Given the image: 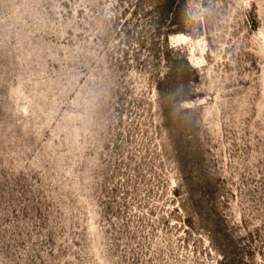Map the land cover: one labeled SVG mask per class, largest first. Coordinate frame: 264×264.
I'll list each match as a JSON object with an SVG mask.
<instances>
[{
	"label": "rangeland",
	"instance_id": "374dc122",
	"mask_svg": "<svg viewBox=\"0 0 264 264\" xmlns=\"http://www.w3.org/2000/svg\"><path fill=\"white\" fill-rule=\"evenodd\" d=\"M154 4L0 0V264H264V0Z\"/></svg>",
	"mask_w": 264,
	"mask_h": 264
},
{
	"label": "trees",
	"instance_id": "16d2710c",
	"mask_svg": "<svg viewBox=\"0 0 264 264\" xmlns=\"http://www.w3.org/2000/svg\"><path fill=\"white\" fill-rule=\"evenodd\" d=\"M184 0H159V4H154L156 5L155 7L159 11V17L160 19L164 18L165 15H171L170 18L168 19V25L167 29H171V23L174 20L176 21L175 17L181 12L182 6H183ZM174 18V19H172ZM159 19V22L162 21ZM172 49V46H170V50ZM185 63L187 65V60L185 59ZM186 67V66H185ZM184 72V70H182Z\"/></svg>",
	"mask_w": 264,
	"mask_h": 264
}]
</instances>
